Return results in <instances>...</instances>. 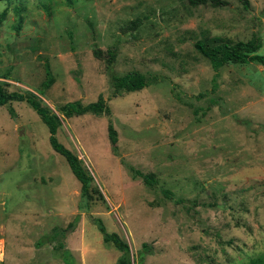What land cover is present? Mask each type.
<instances>
[{
	"label": "rangeland",
	"instance_id": "rangeland-1",
	"mask_svg": "<svg viewBox=\"0 0 264 264\" xmlns=\"http://www.w3.org/2000/svg\"><path fill=\"white\" fill-rule=\"evenodd\" d=\"M222 1H0V80L35 92L49 64L53 83L39 95L61 119L58 141L92 176L81 204L40 116L25 101L0 105V264H115L96 219L126 239L131 264L144 242L143 264H248L264 252V62H228L214 77L195 47L258 37L264 56V0ZM112 46L113 72H141L149 85L114 95ZM99 95L108 114L58 111ZM77 215L65 256L45 235Z\"/></svg>",
	"mask_w": 264,
	"mask_h": 264
},
{
	"label": "trees",
	"instance_id": "trees-1",
	"mask_svg": "<svg viewBox=\"0 0 264 264\" xmlns=\"http://www.w3.org/2000/svg\"><path fill=\"white\" fill-rule=\"evenodd\" d=\"M2 1V0H0ZM192 4L204 3L207 0H189ZM214 5H224L225 1L222 0H210ZM246 5V0H242ZM5 12H3L4 14ZM136 26V23L132 24ZM195 47L208 58L212 69L214 70V77L218 74L219 68L228 62L233 63H247L252 61H263L264 56L257 51L261 47V42L258 37H253L247 41H236L234 43L225 40L221 37H213L209 41L201 40L195 42ZM95 56L100 57V50L95 49ZM107 56L105 58L107 62V68L110 75V82L113 87L114 95H120L123 92H133L142 89L150 84V78L145 74L138 71H129L122 75H118L112 70L113 63L116 57V47L112 46L107 49ZM45 78L40 83L38 90L32 91L30 89H21L9 91L7 86L9 82L0 80V105H6L12 101H25L41 118L44 124L48 128L49 143L51 147L62 155L68 166L70 167L74 176L79 180L81 204L83 200H88L91 196V174L84 168L81 160L67 147L60 143L56 137L58 127L61 125V119L59 116L43 102L40 95H44L45 91L53 83V76L47 62L44 63ZM215 87V82L213 84ZM40 94V95H39ZM58 111L66 118L73 115H82L85 113H94L100 115L102 113H109V107L105 104V100L102 95H99L97 100L82 104L80 101L67 102L58 108ZM9 113L11 116H15L14 109L10 106ZM107 135L109 141L112 144V148L115 151V144L117 141V132L111 122L107 125ZM128 168H131L128 166ZM136 175L143 178L144 182L148 186H154L156 180L152 174H143L139 171L135 172ZM135 176V175H133ZM85 205V204H84ZM83 207V205H80ZM85 207V206H84ZM79 220V216H75L72 223L65 229H54L49 234L45 235V241L50 242L57 239L58 247L63 249V254L68 256L69 250L64 248L63 240L66 237L68 231H73L75 223ZM95 224L99 232L102 234V239L105 243H111L119 252L115 264H131V252L130 247L126 239L122 238L116 232H108L101 220L96 219ZM149 246L144 242L141 248L137 251V264H143L144 256L149 251ZM250 264H264V252L254 257L249 261ZM248 263V264H249Z\"/></svg>",
	"mask_w": 264,
	"mask_h": 264
},
{
	"label": "built area",
	"instance_id": "built-area-1",
	"mask_svg": "<svg viewBox=\"0 0 264 264\" xmlns=\"http://www.w3.org/2000/svg\"><path fill=\"white\" fill-rule=\"evenodd\" d=\"M2 255H3V253H2V247L0 246V263L2 261Z\"/></svg>",
	"mask_w": 264,
	"mask_h": 264
},
{
	"label": "bare ground",
	"instance_id": "bare-ground-1",
	"mask_svg": "<svg viewBox=\"0 0 264 264\" xmlns=\"http://www.w3.org/2000/svg\"><path fill=\"white\" fill-rule=\"evenodd\" d=\"M3 246V245H2Z\"/></svg>",
	"mask_w": 264,
	"mask_h": 264
}]
</instances>
